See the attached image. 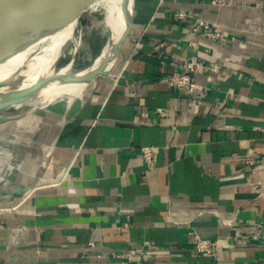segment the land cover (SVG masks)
Masks as SVG:
<instances>
[{
	"label": "crops",
	"instance_id": "0c3cea01",
	"mask_svg": "<svg viewBox=\"0 0 264 264\" xmlns=\"http://www.w3.org/2000/svg\"><path fill=\"white\" fill-rule=\"evenodd\" d=\"M191 55L198 98L162 81ZM143 147L155 149L149 165ZM249 150L264 162V0H135L107 77L0 125L4 193L35 183L0 203V264H118L121 253L140 264H264V168L248 178ZM194 237L215 241V257L196 255Z\"/></svg>",
	"mask_w": 264,
	"mask_h": 264
},
{
	"label": "water",
	"instance_id": "95a60500",
	"mask_svg": "<svg viewBox=\"0 0 264 264\" xmlns=\"http://www.w3.org/2000/svg\"><path fill=\"white\" fill-rule=\"evenodd\" d=\"M134 3L135 0H121L119 7L121 37L119 40L111 39L112 56L108 60L101 62L100 54L96 61L85 69L76 72L69 71L65 74L57 73L58 75L51 76L26 88L21 87L18 72L0 79V125L22 119L36 110L51 105L53 102L44 107H33L18 113H8L9 110L21 106L27 101L48 97L50 93L54 92V88L58 90L71 86L81 87V98L89 84L107 77L117 61L132 26ZM58 11L60 12V20L64 18L67 20L73 12L71 21L74 27L81 15L85 13L84 6L77 3V0H0V67L9 64L21 54L29 52L43 35H52L57 24L54 15ZM62 50L61 46L59 52ZM58 59L56 56L52 62L53 69L61 71L55 68ZM9 164L10 159L8 157H0V203L9 202L13 197L27 196L35 187L34 182L25 187L16 184L4 193L3 185L6 177L3 176V169ZM2 191L4 194L1 193Z\"/></svg>",
	"mask_w": 264,
	"mask_h": 264
},
{
	"label": "bare ground",
	"instance_id": "6f19581e",
	"mask_svg": "<svg viewBox=\"0 0 264 264\" xmlns=\"http://www.w3.org/2000/svg\"><path fill=\"white\" fill-rule=\"evenodd\" d=\"M84 6L85 12L91 15H97L100 18L101 25L107 33V40L101 52V62L106 61L112 56V40H119L121 37L122 27L120 24V3L121 0H77ZM57 22L52 35H43L33 45L31 50L20 57L13 59L9 64L0 67V79L8 77L10 74L18 72L20 85L22 88L35 85L36 83L47 79L51 76L65 74L70 71L69 68L56 71L53 69L52 62L59 58L61 52L59 48L72 41L74 24L71 21L73 12L67 20H60V12L54 15ZM50 93L44 99L31 100L16 106L13 109H28L33 107H44L55 100L65 99L68 102L80 98L81 87L61 88ZM62 96V97H61ZM6 113V111H4ZM59 124V123H58ZM53 128V126H52Z\"/></svg>",
	"mask_w": 264,
	"mask_h": 264
},
{
	"label": "built area",
	"instance_id": "2783aa9c",
	"mask_svg": "<svg viewBox=\"0 0 264 264\" xmlns=\"http://www.w3.org/2000/svg\"><path fill=\"white\" fill-rule=\"evenodd\" d=\"M250 0H209V3L218 8L230 7L233 4L241 3ZM174 18L178 21H185L186 15L182 12H178ZM195 25L201 27L206 31L207 36L210 39L221 38V35L217 29L210 30L207 25L202 21H196ZM202 65L200 60L191 55L189 58L182 61L179 66V73L171 77H165L162 79L169 87L174 91L186 98H198L201 95L200 87L194 80V77L199 73ZM157 114L163 117V111L158 110ZM141 159L144 163L149 165L152 163L155 155V149L151 147H143L140 149ZM261 156H257L251 150H249L245 156L242 158V162L245 165L248 178H254L258 175L260 168H264V162L260 160ZM255 192L258 190L256 186L252 188ZM260 195H263L261 192ZM258 243L264 246V224L258 227ZM194 253L202 257L213 258L215 257L217 243L215 241H210L206 239H201L199 237H194ZM113 256L118 260V264H140L138 257L134 256L132 253H121L113 254Z\"/></svg>",
	"mask_w": 264,
	"mask_h": 264
},
{
	"label": "rangeland",
	"instance_id": "374dc122",
	"mask_svg": "<svg viewBox=\"0 0 264 264\" xmlns=\"http://www.w3.org/2000/svg\"><path fill=\"white\" fill-rule=\"evenodd\" d=\"M72 36V41L65 45L57 60L55 65L57 70H62L69 66L70 72H76L89 67L101 54L107 39V33L100 23V18L88 12L81 15L74 27ZM24 110L11 109L8 113H18ZM44 115L45 113L41 111V113H37L35 118H42Z\"/></svg>",
	"mask_w": 264,
	"mask_h": 264
}]
</instances>
